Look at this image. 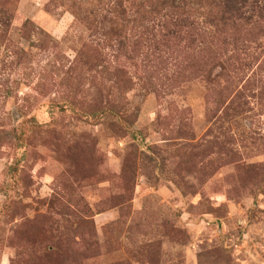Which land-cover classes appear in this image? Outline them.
<instances>
[{"label":"rangeland","instance_id":"1","mask_svg":"<svg viewBox=\"0 0 264 264\" xmlns=\"http://www.w3.org/2000/svg\"><path fill=\"white\" fill-rule=\"evenodd\" d=\"M8 1L0 264H264V25L156 53L117 0Z\"/></svg>","mask_w":264,"mask_h":264},{"label":"trees","instance_id":"2","mask_svg":"<svg viewBox=\"0 0 264 264\" xmlns=\"http://www.w3.org/2000/svg\"><path fill=\"white\" fill-rule=\"evenodd\" d=\"M123 1L117 0V10L106 9V16L96 22L100 36H118L124 23L131 22L142 30L137 42L145 37L156 53L171 41L206 35L228 39L242 26L264 25V0H134L131 10L123 8ZM11 13L8 7L0 8V23L9 24ZM88 16L95 19L92 12Z\"/></svg>","mask_w":264,"mask_h":264}]
</instances>
